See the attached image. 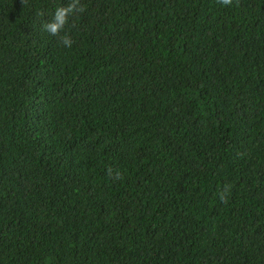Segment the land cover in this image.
Instances as JSON below:
<instances>
[{
    "label": "trees",
    "instance_id": "1",
    "mask_svg": "<svg viewBox=\"0 0 264 264\" xmlns=\"http://www.w3.org/2000/svg\"><path fill=\"white\" fill-rule=\"evenodd\" d=\"M68 2L0 0V264H264V0Z\"/></svg>",
    "mask_w": 264,
    "mask_h": 264
},
{
    "label": "clouds",
    "instance_id": "2",
    "mask_svg": "<svg viewBox=\"0 0 264 264\" xmlns=\"http://www.w3.org/2000/svg\"><path fill=\"white\" fill-rule=\"evenodd\" d=\"M28 0H22L23 4H27ZM224 5H231L232 0H220ZM85 6L81 3V0H69L66 6H59L56 8L51 20L42 25L43 30L52 37H56L58 43L63 46L71 47L72 39L70 35L65 31L66 25L69 24L70 16H74L77 13L85 12ZM109 175L112 174V169H108ZM117 175H119L117 173ZM230 191V185H226L220 193L221 200H226L227 194Z\"/></svg>",
    "mask_w": 264,
    "mask_h": 264
}]
</instances>
